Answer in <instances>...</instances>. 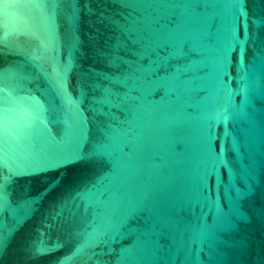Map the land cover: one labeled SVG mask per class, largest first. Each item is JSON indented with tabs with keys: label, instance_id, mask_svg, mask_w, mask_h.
I'll list each match as a JSON object with an SVG mask.
<instances>
[{
	"label": "water",
	"instance_id": "95a60500",
	"mask_svg": "<svg viewBox=\"0 0 264 264\" xmlns=\"http://www.w3.org/2000/svg\"><path fill=\"white\" fill-rule=\"evenodd\" d=\"M0 187V264H264V0H0Z\"/></svg>",
	"mask_w": 264,
	"mask_h": 264
},
{
	"label": "snow or ice",
	"instance_id": "6c2138e0",
	"mask_svg": "<svg viewBox=\"0 0 264 264\" xmlns=\"http://www.w3.org/2000/svg\"><path fill=\"white\" fill-rule=\"evenodd\" d=\"M237 3H240L242 6H244L246 0H237ZM241 15H243V13H241ZM3 210H4V191L3 188L0 187V217H2ZM2 247H3V240H0V248Z\"/></svg>",
	"mask_w": 264,
	"mask_h": 264
}]
</instances>
